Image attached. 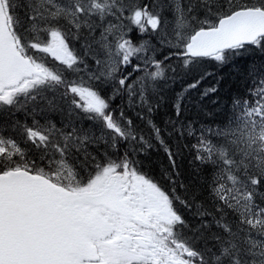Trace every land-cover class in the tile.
Wrapping results in <instances>:
<instances>
[{
  "label": "snow or ice",
  "instance_id": "snow-or-ice-1",
  "mask_svg": "<svg viewBox=\"0 0 264 264\" xmlns=\"http://www.w3.org/2000/svg\"><path fill=\"white\" fill-rule=\"evenodd\" d=\"M0 264H264V0H0Z\"/></svg>",
  "mask_w": 264,
  "mask_h": 264
},
{
  "label": "trees",
  "instance_id": "trees-1",
  "mask_svg": "<svg viewBox=\"0 0 264 264\" xmlns=\"http://www.w3.org/2000/svg\"><path fill=\"white\" fill-rule=\"evenodd\" d=\"M253 58L255 59L257 64L260 63L259 54H255L254 57H249L248 54H245L244 58L239 61V64L243 66L246 63L250 62V60ZM208 71H212V73L215 74V79L210 78L209 80H206L203 83L200 91L202 92L203 88L216 84V81L218 80L219 84L216 85L218 87V92L212 95L210 98H204L203 100H200L199 94L194 92L192 100L185 101V104L187 105V111H185L181 117L186 121H195L196 127H199L201 123L210 124L214 119H219L218 116L209 115V113L220 112L221 109H229L231 107L232 99L236 96H243L245 92V83L237 75V73L233 71L232 66L219 68L213 65H209ZM181 88L182 85L178 81L175 85L172 86V89L166 93V101L162 104L161 108L154 116L157 124L163 126V122L170 116L175 119L174 109L172 107V97L174 96L175 92L181 91ZM197 101H199V104L196 103ZM213 101H216V103H213ZM118 103L119 101L116 102V104ZM15 119L23 121L25 119L24 113H17ZM136 122L139 123L138 120ZM185 142L189 143L194 141ZM191 161L192 155L188 152L187 149L184 150V154L182 157L177 158V163L180 166V170L185 175H187L191 171ZM167 163V159L162 150H153L149 158L145 159L144 161V170L153 177L159 179L161 170L164 166L167 165Z\"/></svg>",
  "mask_w": 264,
  "mask_h": 264
},
{
  "label": "bare ground",
  "instance_id": "bare-ground-1",
  "mask_svg": "<svg viewBox=\"0 0 264 264\" xmlns=\"http://www.w3.org/2000/svg\"><path fill=\"white\" fill-rule=\"evenodd\" d=\"M211 72H212V71H211ZM215 73H216V72H215ZM224 76H225V75H224ZM224 78H225V77H224ZM222 82H223V81H222ZM220 98H221V97H220ZM210 100H211V99H210ZM210 100H209V101H210ZM216 105H217V104H216Z\"/></svg>",
  "mask_w": 264,
  "mask_h": 264
}]
</instances>
